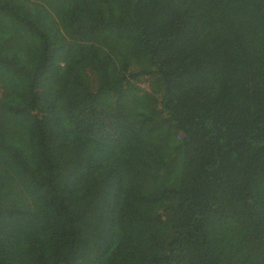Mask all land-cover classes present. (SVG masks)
Returning a JSON list of instances; mask_svg holds the SVG:
<instances>
[{"label":"trees","instance_id":"trees-1","mask_svg":"<svg viewBox=\"0 0 264 264\" xmlns=\"http://www.w3.org/2000/svg\"><path fill=\"white\" fill-rule=\"evenodd\" d=\"M0 264H264V0H0Z\"/></svg>","mask_w":264,"mask_h":264}]
</instances>
